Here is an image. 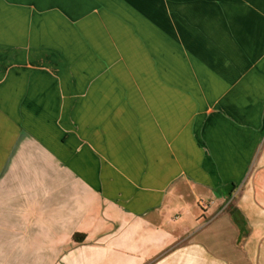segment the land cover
I'll return each mask as SVG.
<instances>
[{"label":"crops","instance_id":"obj_1","mask_svg":"<svg viewBox=\"0 0 264 264\" xmlns=\"http://www.w3.org/2000/svg\"><path fill=\"white\" fill-rule=\"evenodd\" d=\"M106 1L0 0V55L51 46L54 23H88ZM257 55L170 141L2 128L0 264H264V45Z\"/></svg>","mask_w":264,"mask_h":264},{"label":"rangeland","instance_id":"obj_2","mask_svg":"<svg viewBox=\"0 0 264 264\" xmlns=\"http://www.w3.org/2000/svg\"><path fill=\"white\" fill-rule=\"evenodd\" d=\"M111 2L88 23H54L51 46L0 55V130L73 145L98 136L108 147L117 128L170 141L251 74L264 45V0Z\"/></svg>","mask_w":264,"mask_h":264},{"label":"trees","instance_id":"obj_3","mask_svg":"<svg viewBox=\"0 0 264 264\" xmlns=\"http://www.w3.org/2000/svg\"><path fill=\"white\" fill-rule=\"evenodd\" d=\"M74 238L77 240V241H82V240H84V235L83 234H75L74 235Z\"/></svg>","mask_w":264,"mask_h":264},{"label":"built area","instance_id":"obj_4","mask_svg":"<svg viewBox=\"0 0 264 264\" xmlns=\"http://www.w3.org/2000/svg\"><path fill=\"white\" fill-rule=\"evenodd\" d=\"M202 205H204V204H202ZM204 208H206V207L204 206Z\"/></svg>","mask_w":264,"mask_h":264}]
</instances>
